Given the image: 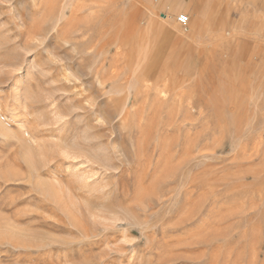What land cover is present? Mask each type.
Returning a JSON list of instances; mask_svg holds the SVG:
<instances>
[{
    "label": "rangeland",
    "instance_id": "1",
    "mask_svg": "<svg viewBox=\"0 0 264 264\" xmlns=\"http://www.w3.org/2000/svg\"><path fill=\"white\" fill-rule=\"evenodd\" d=\"M224 2L0 0V264H264V0Z\"/></svg>",
    "mask_w": 264,
    "mask_h": 264
},
{
    "label": "crops",
    "instance_id": "2",
    "mask_svg": "<svg viewBox=\"0 0 264 264\" xmlns=\"http://www.w3.org/2000/svg\"><path fill=\"white\" fill-rule=\"evenodd\" d=\"M149 1L154 3L156 8L162 14H164V16L169 15L170 17H174L176 16V14L183 13L187 15L189 14L192 17V19L197 18L201 21L218 19L217 17H209L207 14L216 13L218 10L217 7L220 8L225 3L224 0H149ZM226 4L233 5V3H226ZM186 28L188 29V27Z\"/></svg>",
    "mask_w": 264,
    "mask_h": 264
},
{
    "label": "bare ground",
    "instance_id": "3",
    "mask_svg": "<svg viewBox=\"0 0 264 264\" xmlns=\"http://www.w3.org/2000/svg\"><path fill=\"white\" fill-rule=\"evenodd\" d=\"M58 1H59V0H58ZM65 2H66V1H65ZM98 4H99V2H98ZM107 5H108V4H107ZM99 6H100V5H99ZM91 8H92V7H91ZM93 8H94V7H93ZM94 12H95V11H94ZM104 14H105V13H104ZM95 15H96V14H95ZM107 15H108V14H107ZM114 15H115V14H114ZM55 16H56V15H55ZM60 16H61V15H60ZM103 16H105V15H103ZM100 18H102V17H100ZM109 18H110V17H108V19H109ZM117 19H118V18H117ZM60 20H61V19H60ZM105 20H106V19H105ZM105 20H104V21H105ZM105 22H106V21H105ZM105 22H104V23H105ZM90 23H91V22H90ZM104 23H103V24H104ZM105 25H106V24H105ZM105 25H104V26H105ZM102 29H103V27H102ZM103 33H104V31L102 32V34H103ZM106 34H108V33H106ZM108 36H109V35H108ZM219 36H220V35H219ZM219 36H217V37H219ZM109 37H110V36H109ZM104 38H105V37H104ZM117 38H119V37H117ZM121 38H122V37H121ZM234 38H235V37H234ZM115 39H116V37H115ZM218 39H219V38H218ZM113 40H114V39H113ZM117 40H119V39H117ZM120 40H121V39H120ZM120 40H119V41H120ZM124 40H125V38H124ZM119 41H118V42H119ZM116 42H117V41H116ZM82 43H83V42H82ZM117 44H118V43H117ZM126 44H127V43H126ZM85 46H86V45H85ZM222 49H223V48H222ZM94 50H95V49H94ZM101 53H102V52H101ZM117 53H118V52H117ZM123 53H124V52H123ZM72 54H73V53H72ZM76 54H77V53H76ZM119 54H120V53H119ZM251 55H252V54H251ZM251 55H250V56H251ZM235 57H236V56H235ZM236 59H237V58H236ZM234 60H235V59H234ZM147 62H148V60H147ZM122 63H123V62H122ZM153 63H155V62H153ZM120 64H121V63H120ZM125 64H126V63H125ZM116 65H117V64H116ZM154 65H155V64H154ZM154 65H153V66H154ZM234 65H235V64H234ZM248 65H250V64H248ZM137 66H138V65H137ZM139 67H140V66H139ZM135 69H136V68H135ZM137 69H138V68H137ZM235 70H236V69H235ZM137 71H138V70H137ZM243 71H244V69H243ZM82 72H83V71H82ZM237 72H239V71H237ZM244 73H245V72H244ZM239 74H240V72H239ZM112 77H113V76H112ZM112 77H111V78H112ZM131 77H132V76H131ZM134 77H135V76H134ZM142 77H143V76H142ZM114 78H115V76H114ZM129 79H130V78H129ZM228 79H229V78H228ZM144 81H145V80H143V84H145ZM165 81H166V79H165ZM147 83H148V82H147ZM150 83H151V82H150ZM140 84H142V82H141ZM169 84H170V83H169ZM148 85H151V84L148 83ZM120 86H121V85H120ZM140 86H143V85H140ZM158 86H159V85H158ZM158 86H157V87H158ZM177 86H178V85H177ZM143 87H144V86H143ZM140 88H142V87H140ZM149 89H150V88H149ZM174 89H175V88H174ZM242 89H243V88H242ZM108 91H109V90H108ZM148 91H149V90H148ZM245 91H246V90H245ZM127 92H128V91H127ZM129 92H130V90H129ZM139 92H140V91H139ZM130 94H131V93H130ZM109 95H110V94H109ZM165 95H166V94H165ZM86 97H88V96H86ZM109 98H110V97H109ZM233 98H234V97H233ZM113 99H114V98H113ZM118 99H119V98H118ZM194 99H195V98H194ZM194 99H193V100H194ZM88 100H89V99H88ZM114 100H115V99H114ZM121 100H122V99H121ZM133 100H134V99H133ZM196 100H197V99H196ZM115 101H116V100H115ZM113 103H114V102H113ZM231 103H232V102H231ZM231 103H230V104H231ZM104 105H105V104H104ZM93 106H94V105H93ZM207 108H208V107H207ZM123 112H124V111H123ZM100 113H101V112H100ZM128 113H129V112H128ZM155 115H156V114H155ZM152 117H153V116H152ZM128 118H129V117H128ZM186 118H187V117H186ZM123 119H124V118H123ZM120 120H121V119H120ZM89 121H90V120H89ZM146 121H147V120H146ZM141 122H142V121H141ZM121 123H122V122H121ZM149 123H150V122H149ZM84 125H85V124H84ZM123 125H124V124H123ZM146 125H147V124H146ZM116 126H117V125H116ZM127 127H128V125H127ZM111 128H112V127H111ZM118 128H119V127H118ZM125 128H126V127H125ZM90 129H91V128H90ZM107 129H108V128H107ZM165 129H166V128H165ZM169 129H170V128H169ZM111 130H112V129H111ZM176 130H177V129H176ZM129 131H130V130H129ZM129 131H128V132H129ZM119 132H120V131H119ZM174 132H175V131H174ZM109 133H110V132H109ZM122 133H123V132H122ZM146 133H147V132H146ZM76 135H78V134H76ZM173 136H174V135H173ZM139 137H140V139H141V136H140V135H139ZM145 137H146V136H145ZM106 138H107V137H106ZM143 138H144V137H143ZM109 141H110V140H109ZM137 141H138V140H137ZM143 142H144V141H143ZM218 143H219V142H218ZM137 144H138V143H137ZM143 144H144V143H143ZM244 144H245V143H244ZM244 144H243V145H244ZM139 146H141V145H139ZM156 147H157V146H156ZM84 148H85V147H84ZM89 148H90V147H89ZM233 149H234V148H233ZM233 149H232V150H233ZM234 150H235V149H234ZM126 152H127V151H126ZM126 152H125V153H126ZM158 152H159V151H158ZM86 153H87V152H86ZM90 153H91V152H90ZM92 153H93V152H92ZM115 153H116V152H115ZM163 153H165V152H163ZM169 153H170V152H169ZM88 154H89V153H88ZM128 156H129V155H128ZM170 156H171V155H170ZM129 158H130V157H129ZM102 159H103V158H102ZM160 159H161V158H160ZM167 160H168V159H167ZM38 161H39V160H38ZM132 161H133V160H132ZM132 161H131V162H132ZM140 161H141V160H140ZM160 162H161V161H160ZM143 163H144V162H143ZM153 163H154V162H153ZM133 164H134V163H133ZM133 164H132V165H133ZM30 165H31L32 168H37V167H38V164H36V163H34V162L31 163ZM39 165H40V164H39ZM41 165H42V164H41ZM132 165H131V166H132ZM141 165H142V164H141ZM156 165H157V164H156ZM138 169H139V168H138ZM138 169H137V170H138ZM155 170H156V169H155ZM122 171H123V170H122ZM138 171H139V170H138ZM149 171H150V170H149ZM149 171H148V174H149ZM17 172H18V171H17ZM153 172H154V171H153ZM130 174H131V173H130ZM153 174H154V173H153ZM18 175H19V174H18ZM147 177H148V176H147ZM130 179H131V178H130ZM150 179H151V178H150ZM144 181H145V179H144ZM144 181H143V182H144ZM144 185H145V184H144ZM138 186H139V185H138ZM136 187H137V186H136ZM130 188H131V186H130ZM152 188H153V187H152ZM51 190H52V189H51ZM54 190H55V189H54ZM140 190H141V189H140ZM145 190H146V189H145ZM169 190H170V188H169ZM41 192H42V191H41ZM133 192H134V191H133ZM130 194H131V193H130ZM130 194H129V196H130ZM41 197H42V196H41ZM48 203H49V202H48ZM49 206H50V205H49ZM62 208H63V207H62ZM61 218H63V217H61ZM15 222H16V221H15ZM13 225H14V224H13ZM5 234H6V233H5ZM10 238H11V237H10ZM4 239H5V238H4ZM3 241H4V240H3ZM9 241H10V240H9ZM231 242H232V241H231ZM13 244H14V243H13ZM25 244H26V243H25ZM40 244H41V243H40ZM8 245H9V244H8ZM20 245H21V244H20ZM54 246H55V245H54ZM15 247H16V246H15ZM46 248H47V247H46ZM49 249H50V248H49Z\"/></svg>",
    "mask_w": 264,
    "mask_h": 264
},
{
    "label": "built area",
    "instance_id": "4",
    "mask_svg": "<svg viewBox=\"0 0 264 264\" xmlns=\"http://www.w3.org/2000/svg\"><path fill=\"white\" fill-rule=\"evenodd\" d=\"M189 22H190V18L186 14H181L177 18V23L183 26L184 28L188 26Z\"/></svg>",
    "mask_w": 264,
    "mask_h": 264
}]
</instances>
